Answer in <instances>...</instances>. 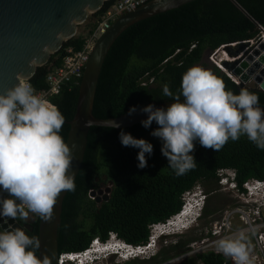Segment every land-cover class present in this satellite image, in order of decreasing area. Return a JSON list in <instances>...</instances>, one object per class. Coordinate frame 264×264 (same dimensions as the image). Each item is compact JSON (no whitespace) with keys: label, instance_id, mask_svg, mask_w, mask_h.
<instances>
[{"label":"trees","instance_id":"trees-1","mask_svg":"<svg viewBox=\"0 0 264 264\" xmlns=\"http://www.w3.org/2000/svg\"><path fill=\"white\" fill-rule=\"evenodd\" d=\"M111 2L104 1L92 14L98 16ZM254 22L264 26V0H193L128 26L104 58L93 114L115 117L164 100L204 96H235L264 106V90L236 84L214 65L199 72L189 85L186 83L189 69L208 51L252 38L256 33ZM83 43L81 35L65 40L46 64L36 68L30 78L32 86L46 87L44 77L61 63L64 47L80 49ZM78 86L63 88L51 98L54 111H38L0 146V159L18 149L7 163L10 176L1 198L5 203L14 202L13 215L20 223L27 218L20 213V202L30 191L24 179L32 175L35 165L26 148L43 143L59 154L69 129L66 122L36 124L72 119ZM189 128L198 134L179 136ZM151 132L169 136L143 141ZM226 169L234 171L236 189L241 193L248 180L264 178V128L232 113L168 115L119 129L91 126L83 161L63 199L58 253L81 250L95 236L105 239L110 231L131 244L143 245L149 239L151 224L164 222L176 213L186 191L197 184L218 182L223 176L219 171ZM109 181L107 199H103V192L99 201L90 197L91 189ZM211 213L205 207L203 216ZM27 222L32 229L22 235L26 240L24 253L16 264H37L39 216ZM169 248L179 252L178 245ZM170 257L160 250L146 262L159 264ZM198 257L202 264H235L223 251L207 250Z\"/></svg>","mask_w":264,"mask_h":264},{"label":"water","instance_id":"water-1","mask_svg":"<svg viewBox=\"0 0 264 264\" xmlns=\"http://www.w3.org/2000/svg\"><path fill=\"white\" fill-rule=\"evenodd\" d=\"M104 1L106 0H0V105L18 90L20 79L32 77L38 66L46 64L50 55L58 51L65 40L75 35L77 24L83 22L88 13L97 11ZM191 1L193 0H148L119 15L97 39L90 53L78 86L72 119L41 121L36 124L55 126L66 122L69 125L66 141L53 167L39 215L37 264H58L57 230L61 221L62 203L83 161L91 126L119 129L168 115L232 113L264 128V106L235 96L164 100L134 108L115 117L99 118L93 114L101 66L118 35L142 19ZM229 46L226 45V49ZM237 46L242 47L241 43H237ZM238 52L236 50L233 54ZM259 54L258 49H254L252 53H248L247 49L240 57L229 62L228 69L232 68L239 75L241 83L252 75L258 89L264 90V54ZM254 55L259 57L255 59ZM110 183L109 181L104 189H91L90 197L103 192V199H107ZM95 199L100 200L99 196ZM26 227L28 224L20 223L0 198V257L12 249L10 245L18 247L17 242H20ZM10 257L8 255L3 260ZM168 261L169 259L160 264Z\"/></svg>","mask_w":264,"mask_h":264},{"label":"built area","instance_id":"built-area-1","mask_svg":"<svg viewBox=\"0 0 264 264\" xmlns=\"http://www.w3.org/2000/svg\"><path fill=\"white\" fill-rule=\"evenodd\" d=\"M147 1L112 0L97 16V24L94 27L88 28L83 34L75 33L74 36L81 35L84 39V43L80 49H75L71 45L64 47L61 63L51 67L44 77L46 87L34 88L30 81L31 77L21 78L18 90L0 113V117H3L0 119V146L4 140L12 137L20 129V125L23 122L32 118L38 111L44 113L54 111L55 104L51 101V98L58 95L63 88L79 85L84 67L97 39L110 27L112 21L122 13L131 11ZM254 23L256 33L252 38L222 44L207 53V58L214 66L223 71L236 84L242 86L247 85L248 81L253 80L252 75L247 81L241 83L239 75L235 74L232 68L228 69V65L230 61L240 57L247 49L248 53H252L254 49H258L260 52L259 56L264 54V26L259 22ZM237 43H241L242 47L239 48ZM226 45H230V48L226 49ZM232 48L234 50H231ZM224 49L227 51H224ZM236 50H239V52L234 55L233 53ZM259 56L254 55V58L256 59ZM252 86L257 87L258 84L253 83ZM17 151V148L9 151L0 162V166L7 165L8 158ZM26 151L30 159L35 162V165L32 175L24 179L30 191L23 197L20 206L24 212L36 217L42 211L45 193L49 187L51 173L57 162L58 154L53 151L51 146L43 143H33L26 148ZM4 189L5 184L0 183V192ZM259 235L262 236L264 234L259 232ZM257 242L259 252L264 257V239L262 241L257 239ZM68 257L74 258V254L58 253V264H65Z\"/></svg>","mask_w":264,"mask_h":264},{"label":"rangeland","instance_id":"rangeland-1","mask_svg":"<svg viewBox=\"0 0 264 264\" xmlns=\"http://www.w3.org/2000/svg\"><path fill=\"white\" fill-rule=\"evenodd\" d=\"M92 13H88L86 19L77 24L76 34L85 33L87 29L97 21V16ZM231 50H234V48ZM224 51L227 50L224 49ZM207 53L200 63L193 65L189 69L186 75V83L188 85L199 72L203 71L209 65H214L207 58ZM253 83V80H251L246 84L247 86H252ZM196 134H198L196 129L189 128L181 131L179 136L189 137ZM168 136L169 134L165 132H151L146 134L142 140L147 141L153 138L163 139ZM219 174L223 176H221L218 182H211L208 186L207 184H200V188L203 192H208L205 207L208 211H212L211 214L201 216V218L190 225L189 228L181 229L180 232L163 238H158L157 234L152 235V230L153 233L158 229L161 231L162 229H160V227L166 224V221L151 224L148 245H141L140 249L146 250L145 254L132 257L128 261L134 264H147L146 259L150 258L152 255H158L159 251L162 250L171 255L169 261L164 264H202L198 257L199 254L207 250H218L226 252L230 256L233 255L235 258H238L239 261L241 260L240 257H244L247 261L264 264V257H262L259 252L257 242V239L260 241L264 239V235L258 236L259 232L264 234V190L254 189L255 187L257 188L259 184H254V182L250 180L247 186L250 188L252 186L254 187L250 189V193L238 192L236 188H232L228 183L225 184V171H219ZM107 185L106 183H103V185L99 183V186L95 189L97 190L99 187L104 189ZM191 191H194V189ZM96 196L101 198L102 192L96 193L95 197ZM184 197H187V193L184 194ZM24 213L29 215L27 212ZM31 217L32 216L29 215V218ZM168 219L170 220V217ZM222 225V229H219ZM214 230L218 232L213 235L212 231ZM113 232L116 233L115 231L108 232L106 238ZM223 242L226 243L223 244ZM169 245H178L177 250L179 252L175 253L174 250L170 251ZM114 261L115 260L108 264L118 263ZM125 263L126 261H121L118 264Z\"/></svg>","mask_w":264,"mask_h":264},{"label":"clouds","instance_id":"clouds-1","mask_svg":"<svg viewBox=\"0 0 264 264\" xmlns=\"http://www.w3.org/2000/svg\"><path fill=\"white\" fill-rule=\"evenodd\" d=\"M224 171L226 172V176H225L226 180H224L225 184L228 183L232 188H236L237 185L234 180V171L229 169H226ZM248 181L244 183L243 186L246 189L242 193L245 192L250 193V188L247 186ZM251 181L254 182V184H259V185L264 184V178L262 180L251 179ZM192 189H194V191H191ZM185 193H187V197H184ZM185 193L182 196V204L180 209L172 216H170V220L169 219L165 220L166 224L175 221L176 218H179V214L181 210L188 207L190 212L186 218V222H184L185 225L178 228L177 227L178 223H177L175 226L171 228V230L158 231L157 232L158 238H163L165 236L178 233L180 232L181 229H187L190 227V225L194 224L198 219H200L201 216H203V212L206 205L205 202L207 200L206 192H203V190L200 188V185L197 184L193 186L191 189H189V191H186ZM191 199L193 200L192 202H190ZM222 227L223 225L220 226L219 229H222ZM217 232L218 231L214 230L212 231V234L214 235ZM155 234L156 233H153L152 230V235ZM147 243L148 241L145 244ZM224 243L225 242H223V244ZM140 249H141V245H132L131 243L124 240L122 237L118 236L117 233L113 232L106 239L95 237L94 239H92L91 243L87 247L81 250L63 252V253L74 254V258L68 257L65 264H108L111 263V261L113 260H115L114 262H118V263H120L121 261H128L130 260V258L140 255L137 254L138 250ZM130 252H135V254H129ZM231 258L233 259L235 264H256L245 260L244 257H240L241 258L240 261L238 258H235L233 255H231Z\"/></svg>","mask_w":264,"mask_h":264},{"label":"flooded vegetation","instance_id":"flooded-vegetation-1","mask_svg":"<svg viewBox=\"0 0 264 264\" xmlns=\"http://www.w3.org/2000/svg\"><path fill=\"white\" fill-rule=\"evenodd\" d=\"M100 183H101V185H103V182H100ZM27 219L28 218H26L24 223L28 224V227H26L25 232L22 235H24L27 232L28 228L32 229L31 227H29V223L27 222ZM22 235H21L20 242H17L18 243V247H13V246L10 245L9 247H12V249L10 251H8L5 256L0 257V263H2V264H16L17 258H19L24 253L23 246L25 245L26 240L22 239L23 238ZM23 242H25V243L22 245ZM20 248L22 249V251H20ZM8 255H10L11 257L6 259V260H3ZM15 255H18V256L16 257Z\"/></svg>","mask_w":264,"mask_h":264},{"label":"bare ground","instance_id":"bare-ground-1","mask_svg":"<svg viewBox=\"0 0 264 264\" xmlns=\"http://www.w3.org/2000/svg\"><path fill=\"white\" fill-rule=\"evenodd\" d=\"M16 93V92H15ZM15 93L7 100V101H5L4 103H2L1 105H0V113L2 112V110L5 108V106L10 102V100L13 98V96L15 95ZM250 188V187H249ZM254 187L252 186L250 189H253ZM254 189H256V190H261L262 191V189L264 190V184L262 185H258V187L256 188H254ZM264 192V191H263ZM258 193V192H257ZM178 223V228H180L181 226H184L185 225V223L183 222V221H181L180 219H175V221L174 222H169L168 224H164V225H160L161 227H160V229H162V230H171V228L173 227V226H175L176 224ZM158 229V228H157ZM156 229V230H157ZM159 231V229L156 231V232H158ZM155 231H154V233H156ZM157 234V233H156ZM147 249V248H146ZM145 252H146V250H140V251H138L137 252V254H145ZM129 254H135V252H130Z\"/></svg>","mask_w":264,"mask_h":264},{"label":"crops","instance_id":"crops-1","mask_svg":"<svg viewBox=\"0 0 264 264\" xmlns=\"http://www.w3.org/2000/svg\"><path fill=\"white\" fill-rule=\"evenodd\" d=\"M15 155V154H14ZM14 155H12L10 158L14 157ZM4 158V157H3ZM0 159V162L2 161V159ZM8 158V161L9 159ZM10 176V171L7 169V165L5 166H0V183L5 184V189L7 188V178ZM5 189L0 192V198H1V194L5 191ZM2 199V198H1ZM2 201L4 202V204L7 206V208L12 212L13 214V210L15 211V207H14V202H9V203H5V201L2 199ZM20 213L24 214L25 217L29 218V215L24 213V211L22 209H20ZM15 217V215H13ZM33 217V216H32ZM16 218V217H15Z\"/></svg>","mask_w":264,"mask_h":264}]
</instances>
